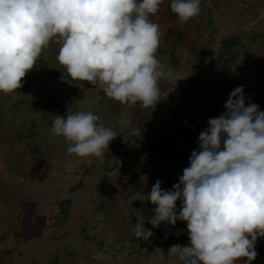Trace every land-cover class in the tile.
<instances>
[{
	"label": "rangeland",
	"instance_id": "rangeland-1",
	"mask_svg": "<svg viewBox=\"0 0 264 264\" xmlns=\"http://www.w3.org/2000/svg\"><path fill=\"white\" fill-rule=\"evenodd\" d=\"M170 4L163 0L150 16L160 32L155 57L167 72L153 108L122 105L71 79L56 60L55 42L21 88L0 92V264H183L168 250L183 239L188 244L187 222L153 228L148 218L156 205L147 198L157 180L166 190L179 182L199 133L226 111L234 88L243 86L245 106L264 111V0H200L199 14L186 23ZM79 111L118 132L103 163L69 154L70 142L51 132L56 116ZM123 113L131 123L121 127ZM138 217L153 232L148 241L134 237ZM251 264H264V255Z\"/></svg>",
	"mask_w": 264,
	"mask_h": 264
},
{
	"label": "clouds",
	"instance_id": "clouds-1",
	"mask_svg": "<svg viewBox=\"0 0 264 264\" xmlns=\"http://www.w3.org/2000/svg\"><path fill=\"white\" fill-rule=\"evenodd\" d=\"M162 2L0 0V92L21 88L22 78L55 42L56 60L71 79L98 86L122 105L153 108L160 100L159 81L167 78L155 57L159 26L150 19ZM199 5L200 0H171L170 8L186 23L199 14ZM224 108L199 133L179 182L163 190L157 180L147 198L156 205L148 218L153 228L187 222L188 244L168 250L183 264H238L240 258L251 264L256 240L264 237V111L255 103L245 106L243 86L230 92ZM99 119L91 111L58 115L51 132L70 142L69 154L103 163L104 149L118 132ZM130 123L123 113L121 127ZM143 220L138 217L132 231L148 241L153 232Z\"/></svg>",
	"mask_w": 264,
	"mask_h": 264
},
{
	"label": "trees",
	"instance_id": "trees-1",
	"mask_svg": "<svg viewBox=\"0 0 264 264\" xmlns=\"http://www.w3.org/2000/svg\"><path fill=\"white\" fill-rule=\"evenodd\" d=\"M183 107H179V110L178 109H176V113H175V115H174V118H176L178 121H179V114H182V111H183ZM162 123H163V125L167 128V130L169 131V130H171V126H170V124H169V122H168V119L167 118H164V119H162ZM191 127L192 126H189L188 128H187V130H189V129H191ZM160 138H162V139H164V140H166V139H168L169 138V135H167L166 133H161L160 135ZM185 140L187 141V143H189V147H197V145L191 140V138L190 137H188L187 136V138L185 137ZM166 142V144L167 145H169V146H171L172 148H174V146H172V145H170L169 143H168V141L166 140L165 141ZM163 149V148H162ZM192 151H193V149H191ZM183 155V154H182ZM186 157V156H185ZM188 157V156H187ZM186 160H187V162H188V158H185ZM161 181V188L163 189V190H166L165 188L166 187H168L163 181H162V179L160 180ZM184 238H189V237H184ZM181 244L182 245H184L185 244V240L183 239L182 240V242H181ZM255 250H256V252L258 253V254H260V255H264V237H258L257 238V240H256V243H255Z\"/></svg>",
	"mask_w": 264,
	"mask_h": 264
}]
</instances>
